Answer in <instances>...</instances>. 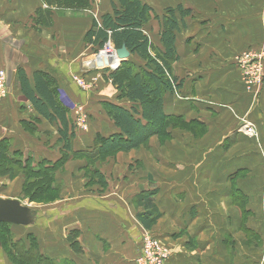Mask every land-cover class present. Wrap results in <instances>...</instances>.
<instances>
[{
  "label": "crops",
  "instance_id": "crops-1",
  "mask_svg": "<svg viewBox=\"0 0 264 264\" xmlns=\"http://www.w3.org/2000/svg\"><path fill=\"white\" fill-rule=\"evenodd\" d=\"M141 2L152 8L151 21L143 32L156 52H165L162 18L168 10L175 11L179 29L172 76L178 86L165 96V112L184 118L193 129H168L170 137H163L168 141L160 143V137L155 136L146 146L124 153L131 157L122 167L124 188L115 191L110 183V196L90 200L95 203L94 209L83 212L79 204L76 215L65 216L68 207L61 213L52 210L56 216L44 226V251L52 259H68L73 264H137L142 237L149 232L170 248L166 264H264V221L260 215L264 209V146L261 149L256 140L237 131L239 121L230 110L233 107L237 115L248 116L264 143V90L262 100L254 104L241 82L243 75L236 60L248 49H263L264 57V0ZM112 3L102 0L98 6L96 21L100 25L103 15L113 14ZM40 8L41 0H0V72L5 71L11 82L9 97L0 102V114L15 111L16 133L26 121L31 127L36 125L34 133L44 136V140L53 135L58 141V125L37 113L17 82L21 68L32 86L34 74H44L58 82V101L69 110L68 120L75 128L73 153L90 151L97 135L110 137L118 133L104 102L127 108L129 103L119 100L120 94L114 89L94 91L93 97L73 82L75 74L83 70L68 55L78 49L77 40H83L86 50L88 46L96 49L85 41L93 20L82 34L78 27L70 28L80 22L74 18L51 19L52 26L39 25L41 31L36 32L33 19ZM181 11L185 12L183 16ZM128 60L145 65L137 56L131 55ZM91 71L82 72L88 80L91 74H108ZM14 96L20 100L17 108ZM77 99L85 108L90 130L77 132L72 124L71 103ZM4 123L0 121V128ZM7 138L12 141L14 136ZM31 141L35 146V138ZM35 147L39 151L46 148ZM28 149L27 144L25 151ZM151 191L155 193L150 201L160 216L146 229L137 215L147 209L135 202L138 195ZM238 203H245L244 208ZM58 222L59 226L55 224ZM74 231L78 233L79 252L67 239V234Z\"/></svg>",
  "mask_w": 264,
  "mask_h": 264
},
{
  "label": "trees",
  "instance_id": "trees-1",
  "mask_svg": "<svg viewBox=\"0 0 264 264\" xmlns=\"http://www.w3.org/2000/svg\"><path fill=\"white\" fill-rule=\"evenodd\" d=\"M112 7L113 14L103 15L101 25L93 20V27L85 36L86 44L94 46L96 50H102L108 44L114 50L125 46L131 55L137 56L145 64L144 66H138L132 60L124 61L116 72H111L108 75V78L121 93L119 100H126L130 106L127 108L110 102H104L103 104L107 116L113 121L118 133L110 137L97 135L90 151L73 153L72 143L75 139V128L71 127V122L68 120L69 110L58 101L56 80L51 77L45 78L44 74L37 72L34 74V85L32 86L23 68L19 69L17 75V82L23 96L27 98L43 119L58 125L60 143L63 144L65 150L72 152L75 157L85 158L89 163L92 161H105L106 158L120 152H133L140 149L141 146H146L151 138L155 136L168 138L170 134L167 133V130L172 122L184 121L188 126L184 118L167 115L164 105L165 96L168 93L175 92V88L178 86L177 79L172 76V63L176 58V31L179 29L175 11L173 9L168 10L162 18L161 34L165 52L161 53L152 48L150 38L143 32L145 25L152 18V8L150 6L142 3L141 0H113ZM184 14L185 12L181 11V15ZM37 15V24L52 26V14L50 12L38 11ZM44 17L47 18V21L43 23ZM155 19L158 20L156 16ZM152 49H154V55L151 53ZM23 124L30 126L26 121H23ZM30 128H32L33 133L37 131L36 125L30 126ZM5 145L3 144L0 148V176L14 178L12 169H8L5 165L7 164L6 159L21 166L23 153L20 151L11 155L10 149H7V147L5 149ZM33 159L28 157L27 164L24 167L29 168L33 176L40 175L44 177L52 174L57 165L65 161L63 156V159L57 163L52 164L40 160L33 166ZM94 172L96 173L97 169ZM40 179L45 180L46 178L42 179L41 177ZM46 180V182H42V185L44 188H49L48 185L51 184L52 180L51 178ZM37 187L36 185L35 188ZM32 190L36 189H30L29 194L33 192ZM154 193L155 191H151L136 197L135 205H142L147 209L145 213L137 215V219L143 223L146 229H150L160 216L158 209L150 201ZM9 226L14 225L0 224L1 249L6 254L9 252L7 253L8 240L5 236L11 233L8 229ZM70 242L73 250L81 251L76 238L71 239ZM11 247L17 249L16 243H11ZM31 249L36 252L38 250V242L34 238ZM10 251L9 261L12 264H73L68 259L57 262L61 260L44 257L39 252L33 258L31 257V251L28 252L29 256L26 253L28 257Z\"/></svg>",
  "mask_w": 264,
  "mask_h": 264
},
{
  "label": "rangeland",
  "instance_id": "rangeland-1",
  "mask_svg": "<svg viewBox=\"0 0 264 264\" xmlns=\"http://www.w3.org/2000/svg\"><path fill=\"white\" fill-rule=\"evenodd\" d=\"M102 0H41L42 8L39 9V11L43 12H50L52 14V21L61 19H75L79 20L80 22L76 24H71L70 28H79V34H82L83 31L87 30L89 27L91 20H98V14L97 10L99 9L98 6H100ZM37 13L35 18L33 19L34 29L36 32H40L39 24L36 23ZM54 18V19H53ZM47 21V18L44 17L43 23ZM36 26V27H35ZM44 27V26H42ZM48 27V26H47ZM57 34V33H56ZM78 34V36H79ZM56 38H59L58 35ZM77 50H74V54L70 53L68 56L70 57V60H75L80 63L82 66V72L87 73L91 70L96 69L101 72H106L107 77H102L100 75H89V80L87 79V76L83 75L82 72H80L78 75L75 74V76L72 78L73 82L83 91L82 87L79 86L78 82L75 80L76 77H79L83 81V84L87 87V89H84V92L86 93H92L94 94L96 92H104L105 89H114L115 92H118L120 95L121 93L117 90L116 86L112 83V81L108 78L109 73L116 72L111 71L109 69H101L98 67L97 62H101L102 59L104 60L105 54H111L113 55V50L111 48H106L102 50H96L92 49L88 46V50L84 49L83 40L80 42L77 40ZM74 45V46H75ZM61 45H59L60 47ZM81 48V50L79 49ZM107 50V51H105ZM263 49H259V51L254 49H248L244 52H253V54H263L261 51ZM110 51H112L110 53ZM117 51V50H116ZM60 52V50H59ZM244 54V53H242ZM241 54V55H242ZM108 55V56H109ZM263 56V55H262ZM262 64L264 65V57H262ZM34 61H37L35 59ZM122 63V62H121ZM120 63V64H121ZM238 66V65H237ZM118 69V68H117ZM240 70V68L238 67ZM58 73V72H57ZM104 73V74H106ZM240 73L242 74V71L240 70ZM243 75V74H242ZM57 78L60 80L61 76L58 73ZM104 78V79H103ZM104 82L100 85L101 82ZM7 82L10 84L9 79L7 77ZM242 84L246 88L245 91L249 92L251 94V97L253 98L254 104L258 103L263 98V90H264V79L260 82H253L251 84H248L247 82H244V79L241 80ZM58 83V82H57ZM117 93V95H119ZM93 97H96L92 95ZM98 97V96H97ZM14 99L16 100L15 108L19 107V98L18 96H14ZM3 102V101H2ZM72 110L74 111L73 115V122L72 124L77 128V132H82L83 130L87 129L90 130V122L88 119V116L85 113V108L81 105L80 102H78V99L73 101L72 100ZM233 108V107H232ZM230 108L232 113H234V117H236L238 122L237 131H239L240 124L243 120H249L252 122V120L249 119L247 116H240L237 115L234 110ZM5 121L4 125L0 128V148H2L3 144L5 145V149L9 148L10 153L20 152L19 147L23 146V150L21 151L23 155L21 156L22 165H16L14 162L7 160L6 167L8 169H12V173L14 175V178L2 177L0 176V198L8 199L13 198L17 199L21 202V204L29 206L34 210V215L37 217L39 214L41 217H44L45 213H50L52 210L57 211L58 213L63 212V209L65 207L69 208L68 214L65 215H76L77 206L79 204H82V208H79L83 212H85V209L92 210L94 209L95 203H90V200H92L95 197L98 198H107L110 196L109 191V184L113 183L115 191L121 190V187L125 186V179L121 176L123 173V166L126 164V160L130 159V156L124 155L123 152H120L119 154L112 155L108 158H106L105 161H92L89 163L85 158L81 156L75 157L73 153L66 151L63 144L59 142L60 139L57 141V137L55 138L53 135L51 137L46 138V140L43 139L44 136L41 134H35L31 130L30 126L23 125V128L20 129L19 133H16L13 131V127L17 126L15 125L17 122V116L15 111L13 112H2L0 114V121ZM257 130L258 137L254 140L255 144H259L261 149L262 146H264L263 141L261 140L259 130L257 129V126L254 122H252ZM185 129L187 131H190L192 126H187L184 121H176L170 123L169 129ZM18 129V128H17ZM207 129L203 132H205ZM194 132H197L196 129ZM241 132V131H240ZM16 133V134H15ZM12 141L8 139L7 137H13ZM35 138L37 147H46L42 151H39L35 146H33V143L31 140ZM253 139V138H252ZM7 141V142H6ZM168 141L166 138H160V143ZM260 141V143L258 142ZM6 142V143H4ZM41 143V144H38ZM30 146L29 151L26 150V145ZM75 145V143H74ZM148 149V148H147ZM25 151V152H24ZM37 153L41 154V156H38ZM57 153V154H55ZM10 155V157H12ZM44 156H48L49 158L44 159ZM63 156L65 157V161L62 164H58L57 168L54 170L52 174H50L47 177L35 175L33 176L30 169L24 167L27 163L26 160L28 157L34 158L33 166H35L40 160H45L47 162H50L52 164L57 163L63 159ZM52 159H51V158ZM97 169V172L95 173L94 170ZM104 170L106 174L104 173ZM6 171V170H5ZM133 172L130 169V173ZM124 175V173L122 174ZM135 177L134 175H132ZM140 176V175H137ZM46 178L50 180L51 178V184L49 183V188L42 185V182H46L47 180H41ZM121 177V178H120ZM38 186L35 188V186ZM42 185V186H41ZM34 187V188H33ZM30 189H36L32 190L33 192L29 194ZM89 198V199H88ZM88 200V201H85ZM243 205V208L245 206V203H238ZM85 205V206H84ZM75 208V209H74ZM74 210V211H73ZM73 211V212H71ZM261 217L264 221V209L261 211ZM249 216H245V220H247ZM61 222V221H60ZM65 222V220H64ZM56 225H60V223H55ZM44 224L37 227H19V226H9L8 229H10V234L5 236L7 238V253L11 252L10 250L17 252L18 254H21L22 256H26V253L32 252L31 257L34 258V256L37 254V252L41 253L44 257H49L45 251H44V243H45V231H44ZM77 232H70L67 234V239H75L78 235H76ZM32 234V235H31ZM149 236H154L153 233H144L142 240H141V246L143 243V238ZM155 237V236H154ZM33 238L37 240L38 242V250L37 252L32 248ZM156 238V237H155ZM157 239V238H156ZM69 240V241H70ZM158 240V239H157ZM11 243H16V248L13 249L11 247ZM160 243V242H159ZM162 247H165L163 244L160 243ZM167 247V246H166ZM165 247V248H166ZM169 248V247H168ZM75 251V250H74ZM79 252V251H76ZM9 253L6 254L4 252H0V264H12L11 261H9ZM29 256V254H28ZM26 256V257H28ZM57 262H63L57 261Z\"/></svg>",
  "mask_w": 264,
  "mask_h": 264
},
{
  "label": "built area",
  "instance_id": "built-area-1",
  "mask_svg": "<svg viewBox=\"0 0 264 264\" xmlns=\"http://www.w3.org/2000/svg\"><path fill=\"white\" fill-rule=\"evenodd\" d=\"M106 48H111L113 50V55L110 56L108 60H103V67L101 69H109L111 71L117 70L120 67V59L116 56V50L108 44ZM111 53V51H110ZM262 55H255L253 52H244V54L239 55L237 60V65L242 71L244 82L251 84L253 82H260L264 79V65L262 64ZM113 60V63L111 62ZM75 80L78 82L82 89H87L83 84V81L76 77ZM10 94V84L7 82V73L5 71L0 72V102L8 98ZM240 124L239 131L244 135L256 139L258 137L257 130L252 122L249 120H243ZM142 251L138 257L137 264H166L171 251L168 247H162L159 241L154 236L147 235L143 238Z\"/></svg>",
  "mask_w": 264,
  "mask_h": 264
},
{
  "label": "water",
  "instance_id": "water-1",
  "mask_svg": "<svg viewBox=\"0 0 264 264\" xmlns=\"http://www.w3.org/2000/svg\"><path fill=\"white\" fill-rule=\"evenodd\" d=\"M116 56L124 62L131 57L130 52L123 46L116 49ZM113 62V60H111ZM98 67L102 68L104 64L98 63ZM34 215V210L29 206L21 204L17 199H3L0 198V224L15 225L19 227H37L45 225L47 220H50L54 213H45L44 217L39 214L37 217ZM1 239H0V252Z\"/></svg>",
  "mask_w": 264,
  "mask_h": 264
},
{
  "label": "bare ground",
  "instance_id": "bare-ground-1",
  "mask_svg": "<svg viewBox=\"0 0 264 264\" xmlns=\"http://www.w3.org/2000/svg\"><path fill=\"white\" fill-rule=\"evenodd\" d=\"M105 51H107V50H105ZM112 52V51H111ZM111 55V54H110ZM109 59V56H104V60H108ZM104 62V61H103ZM103 62L101 61V62H97V63H101V64H103ZM113 63V62H112Z\"/></svg>",
  "mask_w": 264,
  "mask_h": 264
}]
</instances>
